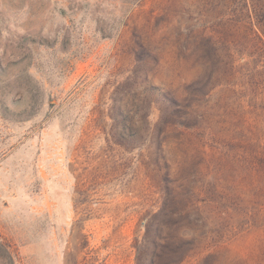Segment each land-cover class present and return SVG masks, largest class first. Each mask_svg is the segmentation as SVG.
I'll return each instance as SVG.
<instances>
[{"label":"rangeland","instance_id":"1","mask_svg":"<svg viewBox=\"0 0 264 264\" xmlns=\"http://www.w3.org/2000/svg\"><path fill=\"white\" fill-rule=\"evenodd\" d=\"M0 264H264V0H0Z\"/></svg>","mask_w":264,"mask_h":264}]
</instances>
